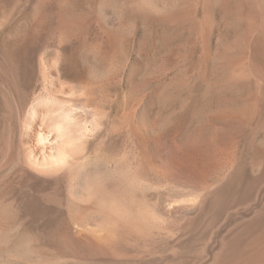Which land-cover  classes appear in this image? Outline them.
Masks as SVG:
<instances>
[{
	"label": "rangeland",
	"instance_id": "rangeland-1",
	"mask_svg": "<svg viewBox=\"0 0 264 264\" xmlns=\"http://www.w3.org/2000/svg\"><path fill=\"white\" fill-rule=\"evenodd\" d=\"M263 39L264 0L5 4L0 264H264Z\"/></svg>",
	"mask_w": 264,
	"mask_h": 264
},
{
	"label": "bare ground",
	"instance_id": "bare-ground-1",
	"mask_svg": "<svg viewBox=\"0 0 264 264\" xmlns=\"http://www.w3.org/2000/svg\"><path fill=\"white\" fill-rule=\"evenodd\" d=\"M16 2H17V0H15ZM11 2H14V0H0V10L2 9V8H5V4L7 5V4H9V3H11ZM246 2V1H245ZM244 3V2H243ZM260 3V2H259ZM224 4V3H223ZM256 6V5H255ZM249 7V6H248ZM211 13V12H210ZM256 14V13H255ZM176 16V15H175ZM208 16V15H207ZM176 18V17H175ZM206 18V17H205ZM244 19V18H243ZM256 19V18H255ZM255 19H253V20H255ZM211 22V21H210ZM256 22V21H255ZM262 23V22H261ZM257 24V23H256ZM205 25V24H204ZM210 25V24H209ZM253 26V25H252ZM261 26V25H260ZM250 27V26H249ZM253 28V27H252ZM209 29V28H208ZM226 34V33H225ZM253 34V33H252ZM206 36H207V34H206ZM257 37V36H256ZM264 40V39H263ZM262 40V41H263ZM244 41V40H243ZM257 41V40H256ZM240 42V41H239ZM255 44H257V43H255ZM262 44V43H261ZM237 45V44H236ZM261 46V45H260ZM222 47H224V45H222ZM254 47V46H253ZM210 48V47H209ZM229 48H230V46H229ZM226 49H227V46H226ZM235 49V48H234ZM232 50V49H231ZM230 50V51H231ZM244 52V51H243ZM229 53V52H228ZM231 54V53H230ZM245 54V53H244ZM227 55V54H226ZM225 56V55H224ZM255 56H257V55H255ZM243 57V56H242ZM223 59V58H222ZM234 59V58H233ZM242 59V58H241ZM241 59H238V60H240V61H242V64H241V62H240V64H236V65H240V66H243V68H244V71L246 72H248V71H252V69H254L253 67H255L254 65H253V63H250V65L248 66V61L246 60V57H244L243 58V60H241ZM263 59V58H262ZM237 60V59H236ZM251 60V59H250ZM255 60V59H254ZM253 61V60H252ZM237 63V62H236ZM258 63V62H257ZM230 64V63H229ZM245 66V67H244ZM242 68V69H243ZM263 68H261L260 70H262ZM244 72V73H245ZM260 72V71H259ZM254 73V72H253ZM207 74V73H206ZM204 75V74H203ZM238 76H242V74H239V72H238V74H237ZM246 75V74H245ZM244 75V76H245ZM208 76V75H207ZM243 76V77H244ZM246 77H248V76H246ZM245 77V78H246ZM241 79V78H240ZM237 82V81H236ZM250 82V81H249ZM240 83V82H239ZM245 86H246V84H245ZM245 88V87H244ZM250 88V87H249ZM252 89V88H251ZM261 90V89H260ZM254 92V91H253ZM260 94V93H259ZM258 94V95H259ZM247 95H250V94H247ZM255 97V96H254ZM254 99V98H253ZM256 100V99H255ZM251 105V104H250ZM249 105V106H250ZM248 106V107H249ZM253 106V105H252ZM254 107V106H253ZM66 110H68V109H66ZM221 110V109H220ZM226 110V109H225ZM254 110V109H253ZM69 112L71 111V110H68ZM223 111V110H222ZM240 111V110H239ZM69 112H63V114H62V120H63V122H62V120L61 119H59V121L57 122L56 121V123L54 124V128L52 129L53 131V133H56V134H53L52 132H51V134H53V135H55V138H54V142L52 143L51 142V144H53L52 145V147H51V150H52V156H55L56 155V153H57V155L55 156V159L54 160H45L44 159V157H43V160H41L40 158H39V160H41V161H39L38 160V162H34V164L32 163V167H36V169L38 170L39 169V171L41 170V172H43V171H46V173H48V171H50V170H56V167H58L57 166V164L58 163H60V162H63L64 160H66V157H65V159H64V155H60V154H62V153H59V151L62 149V147H61V149H60V144L63 142V141H65V138H66V136L68 135V132H70L71 131V129H70V131H69V127H68V125L67 124H69L70 125V123H68L70 120H71V115H72V113L70 114ZM231 112V111H230ZM58 113H61L60 111L58 112ZM238 113V112H237ZM241 113V112H240ZM254 113H255V111H254ZM220 114V113H219ZM59 115V114H58ZM224 115V114H223ZM227 115V114H226ZM242 115V114H241ZM61 116V115H60ZM59 117V116H58ZM226 117V116H225ZM229 117V116H228ZM244 118V117H243ZM222 119V118H221ZM239 120V119H238ZM241 121V120H240ZM65 122H67V124L65 123ZM71 123H72V121H71ZM250 124V123H249ZM242 125V124H241ZM251 125V124H250ZM71 127V126H70ZM52 128V127H51ZM237 128V127H236ZM49 132H50V130H49ZM48 132V133H49ZM231 132V131H230ZM229 132V133H230ZM51 134H49V136L51 135ZM72 135V134H71ZM46 136H48V135H46ZM72 138V137H71ZM52 139V138H51ZM74 139V138H73ZM48 138H46L45 136H40V139L38 140L40 143H42L45 147H49L50 148V146L51 145H49L48 146V144H46V143H48ZM67 141H70V140H68L67 139ZM38 142V143H39ZM73 142V141H72ZM49 143H50V141H49ZM68 142H66L65 141V143L63 142L62 144H67ZM40 145V144H39ZM43 145H40V146H43ZM69 145V144H68ZM61 146H65V145H61ZM244 146H246V144L244 145ZM44 147V148H45ZM234 147V146H233ZM43 148V147H42ZM44 148H43V150H44ZM48 148V149H49ZM68 148H69V146H68ZM60 149V150H59ZM42 150V151H43ZM46 150H47V148H46ZM65 150V149H64ZM63 150V151H64ZM49 152V151H48ZM49 152V153H50ZM54 153H55V155H54ZM64 153H66V152H64ZM44 154V153H43ZM47 155V157H52L51 156V154H46ZM58 155H60V156H58ZM67 155V154H66ZM44 156H45V154H44ZM46 157V156H45ZM206 168V167H205ZM43 170V171H42ZM51 172V171H50ZM44 173V172H43ZM247 194V192L246 191H243L242 193H241V195H246ZM253 227L254 228H259L260 227V229H259V231H257L256 232V230H254L253 229ZM1 228V227H0ZM3 228V227H2ZM248 229V231H252V230H254L253 232H254V236L252 237V239H251V241H249V243H248V245H249V252H248V258L247 259H249L250 261L251 260H253V259H259V258H262V259H264V214L262 215V216H260V217H258V219L257 220H255L251 225L249 224V227L247 228ZM252 232V233H253ZM256 232V233H255ZM246 233H248V232H246ZM2 234H3V232H1V234H0V238L2 237ZM5 236V235H4ZM250 237V236H249ZM245 240H246V238H244ZM249 239V238H248ZM1 240H3V239H1ZM243 241V240H242ZM1 244V243H0ZM246 250H247V248H246ZM245 253V252H244ZM247 253V252H246ZM2 255H4V254H0V256L2 257ZM245 255V254H244ZM243 255V257H244V259H246L245 258V256ZM247 255V254H246ZM5 256V255H4ZM247 257V256H246ZM1 259H3V258H1ZM5 260V259H4ZM248 260V261H249ZM256 261V260H255ZM256 262H258V260L256 261ZM245 263H247V261L245 262Z\"/></svg>",
	"mask_w": 264,
	"mask_h": 264
}]
</instances>
